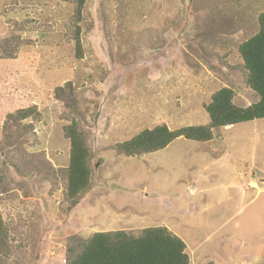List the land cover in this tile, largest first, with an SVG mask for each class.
I'll return each instance as SVG.
<instances>
[{
    "label": "rangeland",
    "instance_id": "rangeland-1",
    "mask_svg": "<svg viewBox=\"0 0 264 264\" xmlns=\"http://www.w3.org/2000/svg\"><path fill=\"white\" fill-rule=\"evenodd\" d=\"M262 13L264 0H85L80 15L75 0H0V42H13L0 45V264H68L74 236L153 226L179 235L190 264H264V119L141 158L115 148L209 124L224 87L238 107L257 102L239 46ZM73 97L91 149L76 206L62 172Z\"/></svg>",
    "mask_w": 264,
    "mask_h": 264
},
{
    "label": "trees",
    "instance_id": "trees-1",
    "mask_svg": "<svg viewBox=\"0 0 264 264\" xmlns=\"http://www.w3.org/2000/svg\"><path fill=\"white\" fill-rule=\"evenodd\" d=\"M69 1V0H63ZM80 15L85 0H75ZM260 29L257 34L239 46V53L243 60L247 74V85L259 100L247 107L234 104L235 92L232 88L224 87L216 91L211 102L205 106L210 117V123L203 126H187L171 130L167 125H158L153 129H146L132 139L115 145L117 151L127 157L141 158L144 155L167 148L174 140L186 138L192 141L207 142L213 139V130L239 123L264 119V13L259 16ZM80 28L76 32L77 56L81 57L79 42ZM11 40H4L0 45L5 51H10ZM13 55V54H11ZM68 89L73 91L69 82L58 91ZM70 116L66 118L70 124L66 127L70 141L69 166L62 170L66 174L67 199L72 206L78 204L79 197L89 187L90 168V133L83 127L86 120V109L80 108L73 97L69 102ZM34 110H16L10 115L16 122L32 117ZM87 113V112H86ZM0 214V232L3 230ZM73 247L68 249L70 259L68 264H190L186 243L165 226L147 227L139 235L124 230L98 232L88 241L74 236ZM79 249V251H77Z\"/></svg>",
    "mask_w": 264,
    "mask_h": 264
},
{
    "label": "crops",
    "instance_id": "crops-1",
    "mask_svg": "<svg viewBox=\"0 0 264 264\" xmlns=\"http://www.w3.org/2000/svg\"><path fill=\"white\" fill-rule=\"evenodd\" d=\"M249 183H250V182H249V180L247 179V183H243V184H244V186H245V185L247 186ZM243 184H242V185H243ZM254 184H255V183H254ZM255 187H257V186H255ZM167 228H168V227H167ZM172 232H173V231H172ZM174 233H175V232H174ZM175 234L178 235L177 233H175ZM178 236H179V235H178ZM186 251H187V249H186Z\"/></svg>",
    "mask_w": 264,
    "mask_h": 264
},
{
    "label": "clouds",
    "instance_id": "clouds-1",
    "mask_svg": "<svg viewBox=\"0 0 264 264\" xmlns=\"http://www.w3.org/2000/svg\"><path fill=\"white\" fill-rule=\"evenodd\" d=\"M228 127V126H227Z\"/></svg>",
    "mask_w": 264,
    "mask_h": 264
}]
</instances>
